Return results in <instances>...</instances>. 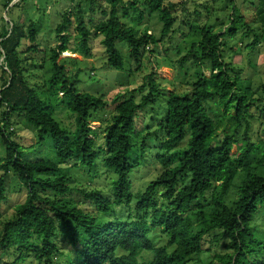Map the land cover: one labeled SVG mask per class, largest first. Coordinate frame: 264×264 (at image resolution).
Returning <instances> with one entry per match:
<instances>
[{"label": "trees", "instance_id": "obj_1", "mask_svg": "<svg viewBox=\"0 0 264 264\" xmlns=\"http://www.w3.org/2000/svg\"><path fill=\"white\" fill-rule=\"evenodd\" d=\"M67 1L75 4L74 9L61 15L55 30L58 45L49 51L52 75L41 86L31 85L27 68L36 54L48 51L39 44L35 22L26 26L10 20L11 26L6 23L0 29V146L5 147V158L0 161V203L6 198L5 179L9 174L28 190L25 203L16 208L15 218L0 231V264H25L29 258L40 264H190L203 251L205 241L212 245L224 238L228 241L222 246L224 252L216 256L217 263L210 264H264V257L259 256L263 249L257 247L261 243L250 227L264 210V138L251 141L253 124L259 122L257 136L264 126V99L249 98L234 68L225 62L223 50L239 33L250 39L246 46L250 51L264 42V0L251 3L257 29L235 12L229 16V25L216 20L222 31L226 29L221 34L207 21L193 28L188 19L189 26L198 28L200 34L190 55L195 63L210 65V76L199 74L190 94H170L164 114L158 118L159 131L147 133L140 148L136 141L140 133L138 115L163 97L155 74L147 76L139 88L144 91L149 87L140 102L116 98L112 106L101 97L80 94L76 80H71L59 57L73 45L66 34L76 25L79 54L90 57L89 39L102 36L111 68L128 71L117 49L119 43H125L130 51V72H139L146 56L156 52H150V45L157 47L160 40L147 32L139 36L123 20L130 16L132 22L142 23L157 15L161 39H171L180 5L165 0H130L127 4L111 0L109 10L102 11L106 20L89 26L81 5L88 3L94 12L100 0ZM198 6L208 16L213 12L212 5ZM182 12L189 14L186 9ZM194 14L201 18L203 12L195 9ZM59 94L75 115V130L55 120L51 101ZM210 102L215 109L208 107ZM256 103L260 105L256 108L259 116L252 112ZM100 111L110 116L103 132L104 147L97 144L99 133L90 126L104 123ZM16 118L38 128L41 143L49 135L56 158L67 167L30 160L10 132ZM159 132L165 136L155 158L161 172L144 191L134 194L130 176L145 162L136 156H146L149 147L145 143L152 136L157 139ZM219 139L221 144L216 143ZM184 142L187 144L181 148ZM240 144L235 155L233 149ZM78 168L90 172V181L73 187L71 174ZM108 176L110 192L100 184ZM73 191L96 210L84 211L68 196ZM132 206L130 219L119 220L117 209ZM106 214L113 219H101ZM159 237L165 238L163 246L157 243ZM144 253L151 258L142 259Z\"/></svg>", "mask_w": 264, "mask_h": 264}, {"label": "rangeland", "instance_id": "obj_2", "mask_svg": "<svg viewBox=\"0 0 264 264\" xmlns=\"http://www.w3.org/2000/svg\"><path fill=\"white\" fill-rule=\"evenodd\" d=\"M11 1V4L6 10L4 6ZM79 1V0H75ZM127 4L130 0H123ZM138 1V0H137ZM143 2L144 0H140ZM167 3L172 1L174 4H179L180 8L176 12L177 23L175 25V34L171 35V39H161V25L157 15H152L140 22H132L130 16L123 20L127 26H133L141 36L145 32L149 35H154L160 42L157 47L150 45V52L143 61V67L139 72H130L129 68V54L130 51L125 43H119L117 49L120 51L122 58L128 71H117L108 65V57L106 55L105 47L103 44V37H92L89 39V47L91 49V56L85 57L79 54L76 44L79 43L78 34L76 32V25L71 28L66 34L67 37L72 39V44L69 52L61 54L59 57V63L65 65L69 72L71 80L77 82V89L80 94H90L95 97H101L110 105L113 106V101L124 99H134L136 102H140L142 97L148 94V88L144 91H139V88L143 86L144 79L150 74L154 73V79L159 85V90L162 92L163 97L156 103V106H150L145 108L137 119V127L139 135L136 139L137 148L142 146L144 136L148 134H154L159 131L157 128L159 115L163 116L165 102L171 93H177L181 95L190 94L192 91L191 85L195 83L199 77V74L210 76V65L204 63L199 65L195 63L190 55V51L193 43L200 40L199 29H192L188 22L190 18L192 20V26H202L206 21L208 24H212L217 34L224 33L222 26L217 25L216 20L220 19L225 25H229L230 15L233 12L236 15L244 16L246 18L245 23L251 25L252 28L257 29L259 25H255L253 22V15L255 8L253 4L256 0H165ZM207 2V3H206ZM111 0H100L96 2L94 7L95 11H92V6L88 3L81 5L82 13L86 15V21L89 26H94L101 21L106 20V17L102 14L103 10H109ZM198 4L212 5L213 12L208 16L204 8L199 7ZM17 5L16 7H13ZM73 3L67 0H0V29L4 24H8L7 19L12 20L13 23L19 21L21 24L28 26L31 21H34L39 31L38 41L42 49H47V54H36L34 56V62L29 60L27 64L30 73L28 78L32 86H41L52 75V67L50 64V58L52 57L51 51L58 45L56 37V27L61 21V15L63 13L70 12L74 9ZM184 5V7H181ZM102 7L103 9H99ZM211 8V9H212ZM186 9L189 14L182 12ZM198 9L203 12L201 18H197L194 14V10ZM130 14L132 11L129 10ZM123 12L120 11V16ZM6 16V18H5ZM200 16V15H199ZM207 18L209 20H207ZM197 22V24L195 23ZM11 26V24H8ZM250 43V39L243 38L239 33L234 39H232L228 45V48L224 50V60L227 64H231L235 70L236 75L240 79V83L245 91H249L247 94L251 99L262 98L264 99V42L257 47L254 51H250L246 46ZM29 46L27 42L25 48ZM245 46V47H244ZM24 48V49H25ZM76 52V53H75ZM30 56V55H29ZM3 59L1 60V62ZM3 63V62H2ZM34 65V66H33ZM33 66V67H32ZM133 70L136 69V66ZM76 74V77H74ZM76 78V79H75ZM62 94H59L58 99H52L51 104L55 110V120L62 125V127L68 130H75V115L72 114L67 105L61 100ZM257 105L252 107V112L256 116H259L256 111ZM208 107H214V103L210 102ZM260 107V105H259ZM106 112L100 111L99 115L103 116ZM232 113H234L232 111ZM214 117V112L210 113ZM104 123H92L90 126L93 130L99 133L98 145L104 147V129L106 128V121L110 120V116H103ZM264 121V120H263ZM109 123V122H108ZM259 122H255L252 128V142H258V139L264 138V126L261 128L259 135L255 134L257 125ZM148 127V128H147ZM38 128L25 122L22 118H16L11 124L10 132L14 135V140L21 146V150L28 155L30 160H47L61 167H67L64 164H60V161L56 158L53 141L49 135H47L44 141L41 143L38 137ZM255 134V135H254ZM164 134L159 132L158 138L152 136L148 140L147 146L148 152L146 158H137L138 160H145L139 169H136L130 176V182L132 191L134 194H138L139 191H144L146 186L154 180L161 172V167L155 160L156 155L159 153V147L161 141L164 140ZM222 139L217 140V144H221ZM187 143H182L181 148L185 147ZM237 145L233 149L235 155L239 154V147ZM138 154V153H137ZM5 158V147L0 146V161ZM1 164V162H0ZM100 171L103 170V165L99 167ZM72 186L76 187L90 179V172L85 168H78L72 171ZM0 170V177L2 176ZM114 177V175L112 174ZM100 184L106 185L107 191L112 189L110 176L103 178ZM115 177L113 178V180ZM90 181V180H89ZM6 185V198L0 203V231L6 222L12 220L16 216V208L18 205L25 203L28 196V190L23 183L19 181L13 174H9L5 179ZM99 185L98 181L95 184ZM74 199L80 207L86 212H93L96 209L92 206L91 202L86 201L76 191H73L68 195ZM119 220L127 221L130 219L132 208L120 207L117 209ZM111 220L113 216L106 214L101 216V219ZM250 227L254 233V238L258 244L257 247L263 249L259 256L264 257V210L258 213L250 224ZM1 233V232H0ZM209 238V237H207ZM157 243L163 246L165 238L159 237ZM208 241V240H207ZM205 241L203 244V251L192 258L190 264H210L211 262L217 263L216 256L221 255L224 250L223 245L227 244L226 238L221 239L218 242ZM210 250V251H207ZM2 255V254H0ZM151 256L149 254H142V259L149 260ZM262 258V257H260ZM25 264H40L34 258H29Z\"/></svg>", "mask_w": 264, "mask_h": 264}, {"label": "water", "instance_id": "obj_3", "mask_svg": "<svg viewBox=\"0 0 264 264\" xmlns=\"http://www.w3.org/2000/svg\"><path fill=\"white\" fill-rule=\"evenodd\" d=\"M5 18H6V16H5ZM6 19H7V18H6ZM7 22L10 23V21H9L8 19H7Z\"/></svg>", "mask_w": 264, "mask_h": 264}]
</instances>
